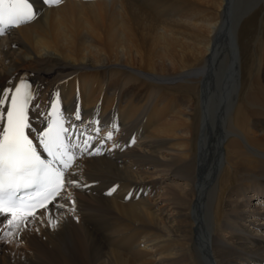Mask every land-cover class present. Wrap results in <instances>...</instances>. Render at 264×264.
Here are the masks:
<instances>
[{
  "label": "bare ground",
  "instance_id": "6f19581e",
  "mask_svg": "<svg viewBox=\"0 0 264 264\" xmlns=\"http://www.w3.org/2000/svg\"><path fill=\"white\" fill-rule=\"evenodd\" d=\"M31 2L0 90L33 79L36 130L58 92L101 154L74 149L26 226L0 216V264H264V0Z\"/></svg>",
  "mask_w": 264,
  "mask_h": 264
},
{
  "label": "snow or ice",
  "instance_id": "6c2138e0",
  "mask_svg": "<svg viewBox=\"0 0 264 264\" xmlns=\"http://www.w3.org/2000/svg\"><path fill=\"white\" fill-rule=\"evenodd\" d=\"M43 3L58 7L63 0H43ZM37 16L38 11L31 0H0V35L34 21ZM36 97V92L24 80L14 90H0V216L6 218L9 226L17 228L22 224L26 226L29 217L35 219L39 209L47 210L48 205L60 197L68 185L76 184L66 180V174L76 159L74 149L82 148L80 154H101L99 148L95 152L88 151L94 137L86 135L72 122H83L79 108L71 116L68 115L58 92L49 102L47 110L41 113L42 128L37 132L29 117ZM113 128L116 126L113 125ZM30 131L39 148L50 159L42 156L37 143L29 135ZM96 132L99 133L100 129L97 128ZM74 136L80 143L72 142ZM112 138L113 132L109 131L107 139Z\"/></svg>",
  "mask_w": 264,
  "mask_h": 264
},
{
  "label": "rangeland",
  "instance_id": "374dc122",
  "mask_svg": "<svg viewBox=\"0 0 264 264\" xmlns=\"http://www.w3.org/2000/svg\"><path fill=\"white\" fill-rule=\"evenodd\" d=\"M263 16H264V9L261 10V11L257 14V17H256L255 19H253V20H254L253 23H252V25H254L253 30H256V29L258 28L259 23H260V21H261V19H262ZM249 52H250V51H249ZM245 57H246V56H245ZM242 60L244 61V58H242Z\"/></svg>",
  "mask_w": 264,
  "mask_h": 264
}]
</instances>
